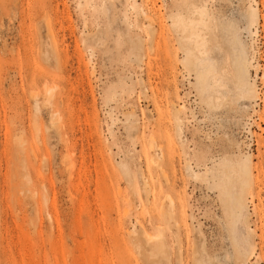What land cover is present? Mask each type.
Instances as JSON below:
<instances>
[{"label": "rangeland", "instance_id": "obj_1", "mask_svg": "<svg viewBox=\"0 0 264 264\" xmlns=\"http://www.w3.org/2000/svg\"><path fill=\"white\" fill-rule=\"evenodd\" d=\"M194 7L213 24L179 32ZM195 40L257 95L227 79L210 110ZM228 160L251 166L239 261ZM0 264H264V0H0Z\"/></svg>", "mask_w": 264, "mask_h": 264}, {"label": "bare ground", "instance_id": "obj_2", "mask_svg": "<svg viewBox=\"0 0 264 264\" xmlns=\"http://www.w3.org/2000/svg\"><path fill=\"white\" fill-rule=\"evenodd\" d=\"M193 9L192 15L189 17L179 13L174 18L173 24L178 28L179 32L184 33L187 23H191L193 27L198 26L200 23H203L202 26L204 27L213 24L212 19L208 24L206 20L207 14L204 10L196 7ZM146 16L149 17V15ZM195 42L196 45L186 47L185 43L181 41L186 52L184 63L190 71H194L195 86L198 94L201 100L204 99L208 104L210 110L215 111L222 108L221 106L224 103L229 102L231 95L234 94L232 90L236 92V100L249 99L257 95L255 83H251L249 80L250 68L252 66L250 60L245 58L238 59L232 63L234 67L232 70H217L213 64L203 58L206 50H202L201 47H203L204 43H198L196 40ZM136 45L141 47L143 45L142 40L138 39ZM227 79L232 83V90ZM184 108V105H181L176 113L179 114ZM152 143L154 142L152 141ZM216 177L218 181L215 180ZM212 180V188L217 189L222 197L223 212L228 229L234 240L237 260L239 261L245 254L240 247L243 246L244 241L242 239L239 240V233L241 226L248 228V212L245 197L246 192L252 186L251 166L248 160L224 161L221 164L219 173ZM169 200L171 205H173V199L170 197ZM237 231L239 232L238 234ZM149 232H147L149 239H159L162 236L161 228L156 235H152Z\"/></svg>", "mask_w": 264, "mask_h": 264}]
</instances>
